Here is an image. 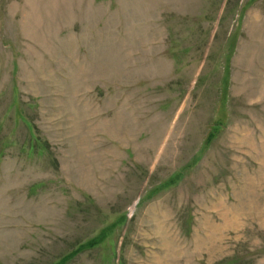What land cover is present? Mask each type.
Returning <instances> with one entry per match:
<instances>
[{
    "label": "rangeland",
    "instance_id": "374dc122",
    "mask_svg": "<svg viewBox=\"0 0 264 264\" xmlns=\"http://www.w3.org/2000/svg\"><path fill=\"white\" fill-rule=\"evenodd\" d=\"M0 264H264V0H0Z\"/></svg>",
    "mask_w": 264,
    "mask_h": 264
}]
</instances>
